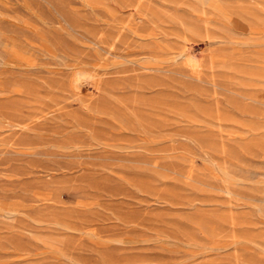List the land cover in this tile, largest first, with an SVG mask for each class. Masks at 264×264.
Instances as JSON below:
<instances>
[{
  "label": "rangeland",
  "instance_id": "374dc122",
  "mask_svg": "<svg viewBox=\"0 0 264 264\" xmlns=\"http://www.w3.org/2000/svg\"><path fill=\"white\" fill-rule=\"evenodd\" d=\"M0 264H264V0H0Z\"/></svg>",
  "mask_w": 264,
  "mask_h": 264
},
{
  "label": "bare ground",
  "instance_id": "6f19581e",
  "mask_svg": "<svg viewBox=\"0 0 264 264\" xmlns=\"http://www.w3.org/2000/svg\"><path fill=\"white\" fill-rule=\"evenodd\" d=\"M127 5H128V6H133V7L135 6V7L133 8L134 10H132V9L130 10V13H131V11H132L130 17H131L132 19H135L136 15H137V13H139L140 9L137 7L136 4H134V3L131 2V1H130ZM128 27L131 28V25H128ZM86 78H87V77H86ZM83 79H85V77H83V76H81V78H78V79H77V84L79 83L80 80H83ZM86 80H87V79H86ZM88 81H89V80H88ZM80 82H81V81H80Z\"/></svg>",
  "mask_w": 264,
  "mask_h": 264
}]
</instances>
